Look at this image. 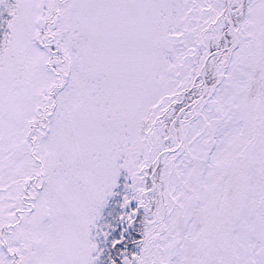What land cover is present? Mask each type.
<instances>
[{
    "label": "snow or ice",
    "instance_id": "snow-or-ice-1",
    "mask_svg": "<svg viewBox=\"0 0 264 264\" xmlns=\"http://www.w3.org/2000/svg\"><path fill=\"white\" fill-rule=\"evenodd\" d=\"M0 264H264V0H0Z\"/></svg>",
    "mask_w": 264,
    "mask_h": 264
}]
</instances>
